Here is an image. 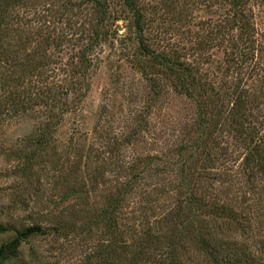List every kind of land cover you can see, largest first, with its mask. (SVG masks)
<instances>
[{
    "label": "trees",
    "instance_id": "16d2710c",
    "mask_svg": "<svg viewBox=\"0 0 264 264\" xmlns=\"http://www.w3.org/2000/svg\"><path fill=\"white\" fill-rule=\"evenodd\" d=\"M251 1L227 0L226 22L217 23L200 48L201 54L213 48L223 35L229 43L225 72H240L254 61L251 69L262 76L259 86L246 88L241 80L217 86L198 66L200 60L188 54L156 52L147 40L142 0H0V121L28 115L43 121L38 149L63 117L81 109L94 52L117 39L115 23L121 20L135 36V68L150 90L160 97L168 84L199 109L188 135L162 166L153 167L154 156L144 162L133 154L127 161L118 155L113 161L121 165L111 168V152H101L107 155L103 167L88 176L97 182L117 171L118 184L107 206L80 226L84 233L102 230L88 264H264V67L255 56L263 49ZM211 4L210 9L216 5ZM221 72L218 67L212 75ZM126 138L127 145L134 141L133 135ZM36 158L37 152L29 161ZM170 175L177 179L174 186L166 184ZM132 195L141 200H130ZM5 231L0 224V234ZM46 234L41 222L22 227L0 247V264L16 257L31 238Z\"/></svg>",
    "mask_w": 264,
    "mask_h": 264
},
{
    "label": "rangeland",
    "instance_id": "374dc122",
    "mask_svg": "<svg viewBox=\"0 0 264 264\" xmlns=\"http://www.w3.org/2000/svg\"><path fill=\"white\" fill-rule=\"evenodd\" d=\"M142 2L147 40L155 44L156 52H178L188 54L192 61L200 60L198 66L211 80L214 78L217 86L240 80L246 88L259 86L262 71L251 69L254 61L245 63L240 72H225L229 43L223 35L213 48H205L201 54L200 48L208 42L207 36L211 38L216 32L217 23L226 22L230 9L227 0ZM212 2L216 5L210 9ZM249 7L258 48L263 49L255 56L264 67V0H252ZM215 10H220V15L212 14ZM128 26L124 20L116 22L117 39L97 46L87 98L81 109L63 117L42 149H38L36 139L43 121L29 115L0 121V224L6 228L0 234V247L13 240L22 227L41 222L47 228L46 235L24 243L6 264H88L86 259L98 247L102 230L84 233L80 226L107 206L118 184L114 177L117 171L97 182L88 176V171L103 167L107 155L101 152H111L115 163L111 168L121 165L113 161L118 155L121 161H127L133 154L144 162L154 156L153 167L162 166V159L171 154L198 119L196 102L179 95L168 84L164 83L160 97L150 90V84L135 68L139 61L133 57L137 43ZM67 60L64 56L65 64ZM218 67L222 72L213 77ZM132 135L134 141L127 145L126 136ZM36 152L37 158L29 161ZM56 162L60 168L55 167ZM55 168L60 173H55ZM122 172L129 174L126 169ZM176 182L170 175L166 184L174 186ZM137 199L141 200L139 195L130 197Z\"/></svg>",
    "mask_w": 264,
    "mask_h": 264
}]
</instances>
